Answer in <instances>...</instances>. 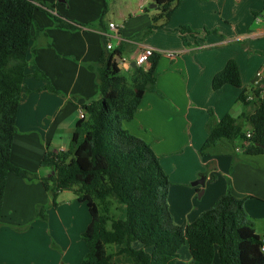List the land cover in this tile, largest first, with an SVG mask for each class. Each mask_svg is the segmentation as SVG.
I'll return each mask as SVG.
<instances>
[{
    "label": "trees",
    "instance_id": "16d2710c",
    "mask_svg": "<svg viewBox=\"0 0 264 264\" xmlns=\"http://www.w3.org/2000/svg\"><path fill=\"white\" fill-rule=\"evenodd\" d=\"M35 1L0 0V226L7 176L11 173L27 181H41L49 202L36 204L35 213L40 220L47 219L48 206H57L61 191L71 190L75 200L85 204L90 220L80 235L86 246L80 264H119L112 260L108 246H116V254L129 256L130 264H176L184 244L191 256L190 264H212L215 253L218 264H264L263 241L245 213V198L236 197L229 190L193 221L173 222L167 203L170 182L158 157L148 143L123 127L124 121L133 118L145 91L162 95L155 76L159 53L155 51L149 57L148 67L136 65L129 78L112 73L108 68L111 51L106 48L108 38L102 23L106 1L99 19L101 52L97 61L84 64L95 73L98 95L78 105L85 117L76 119L69 146L43 153L40 167L50 170L47 176L11 162L17 112L24 79L29 75L27 68L32 67L31 75L43 81V88L56 92L34 62L36 46H30L41 34L44 45L50 46L42 28L35 27L32 34L34 10L41 9ZM180 1L165 0L157 6L151 24L131 40L138 41L143 34L162 27L156 22L168 21ZM60 3L67 5V0ZM44 11L56 28L77 31L87 25ZM178 32L184 43L185 33L195 34L185 25ZM126 44L120 41L118 50L122 51ZM224 85L241 86L233 59L212 77L214 91ZM250 92L255 109L249 115L225 114L216 119L209 112L207 137L199 149L201 156H207L221 142L230 147L234 162L235 150L247 155L264 154V80L262 86L253 87ZM247 97L246 90H242L238 100L247 104ZM114 202L123 206L124 217L115 214Z\"/></svg>",
    "mask_w": 264,
    "mask_h": 264
},
{
    "label": "crops",
    "instance_id": "0c3cea01",
    "mask_svg": "<svg viewBox=\"0 0 264 264\" xmlns=\"http://www.w3.org/2000/svg\"><path fill=\"white\" fill-rule=\"evenodd\" d=\"M164 1L135 0L137 9L134 13L138 15L143 11L145 16L142 26L151 24L152 16H149L150 11H146V5L155 7L157 14V6ZM243 1L181 0L170 19L163 22V25L158 23L162 25L163 29L160 30L163 31L177 32L180 26L185 25L195 34L185 33L184 43L177 32V38H174V43L171 44L174 54L168 58L159 54L155 76L156 87L162 95L145 91L133 118L124 121L123 127L148 143L162 166V161L170 156L175 157L173 166L177 165V157L189 152V158L193 159L194 163L187 167L179 162L187 168L183 172L177 167V172L182 173H179L178 181L183 185L204 176L203 185H192L193 181L191 182L199 197L207 191L212 192L210 183L215 180V174L220 172L222 175L229 174L236 197L247 195L257 199L254 200V206L250 205V210H264V173L260 170L257 176L253 174L254 180H248L246 173L242 174L243 169L238 170L236 166L240 163L237 153L241 151L235 150L237 161L228 173L222 170L230 163L232 152L225 142L219 143L207 156L199 154V149L207 137L209 112L211 111L216 119L225 114L233 117L251 114L255 103L250 99L247 104H243L238 100V96L242 90H246L247 95L251 97V88L263 84V80L256 78V72L262 68L264 60V10L257 14L264 0H247L243 4L242 7L246 8L244 10L247 11L248 7L251 11L254 10L251 18L245 17L246 21L235 15V10L240 9ZM35 3L41 9L34 10L32 34L35 33V27L42 28L49 38L50 46L44 45L43 34L31 42L30 46H36L34 62L48 76L56 92L43 88V81L31 76L32 67L27 68V77L30 78L28 82L24 79L22 95H25V100L22 104L21 95L10 159L16 166L35 172L39 176H47L50 170L40 167L43 153L47 149L59 151L69 146L78 118V105L88 103L98 95L95 73L86 69L84 64L97 61L102 49V30L99 26L96 29L93 27L97 31L95 34L89 31L88 25L77 31L56 28L44 10L61 14L57 6L66 5L58 0H36ZM134 13L129 10L124 14L113 13L112 19L103 23V31L110 34L108 42L112 45L108 68L117 75H122L118 72V64L127 71L130 69L129 77L132 75L131 62L142 47H152L159 51L154 47L156 44L153 41L131 40L133 36L125 35L113 19H131ZM105 14L106 12L103 17ZM110 22L116 25V31L109 30ZM114 38L119 42L128 43L122 51L117 48L119 43L113 44ZM256 57L258 64L254 63ZM229 59L237 63L241 86L224 85L214 91L211 87L212 77ZM125 63H129L128 68ZM161 72L163 79L159 76ZM261 97L264 103V96ZM237 143L235 142V145ZM206 167L210 171L203 170ZM11 175L9 173L7 176L2 206L0 264H70V253L75 254L76 251H63L60 248L59 257L51 253L49 235L45 233V222L36 217V204L48 200V194L41 181H27ZM183 190L190 194L193 201L191 190L186 187ZM7 194L12 202L10 212L6 214L3 207ZM220 194L221 192L213 195L202 210L208 208ZM244 209H248L245 200ZM88 222L87 220L85 227ZM254 225L264 244L263 231L257 223ZM80 261L81 259L79 264Z\"/></svg>",
    "mask_w": 264,
    "mask_h": 264
},
{
    "label": "rangeland",
    "instance_id": "374dc122",
    "mask_svg": "<svg viewBox=\"0 0 264 264\" xmlns=\"http://www.w3.org/2000/svg\"><path fill=\"white\" fill-rule=\"evenodd\" d=\"M105 1L107 3L106 5V14L105 17L102 18V23H107L109 19H112L113 13H125L127 10H129L131 13H134L137 9V4L135 0H67V5L62 6L58 5V9L61 11V15L79 22L82 25H88L90 28L89 31L95 32L97 34V31L95 30L99 26V19L101 17V13L103 9L105 8ZM247 0H244L243 3H241V7L238 10H235V15L239 17L240 19L245 20V17L251 18V16L254 15V10L251 11V8H247V11L244 10L246 8H243V4H245ZM237 5H235L236 8ZM257 14L262 13L264 10V3L262 4L261 8H258ZM146 11H150L149 16H153L155 14L156 8L150 7L149 5H146ZM143 12V11H142ZM140 12L138 15L135 13L132 14L131 19L129 17H121V18H113L115 19V22L118 24L119 28H122L125 35H131L130 37L134 36L135 34L140 33L145 29L144 26H142L143 21L145 19V16ZM246 21V20H245ZM163 22H165L164 19H160L156 22V25H160ZM160 23V24H158ZM163 25V24H162ZM93 27L95 29H93ZM143 27V28H142ZM163 29L155 28L151 32L147 34H143L139 39H142L145 42H154L156 45L155 48L159 49L158 53L162 54L164 58H168L169 51H173L171 44L174 43V38H177V32L176 31H163L160 30ZM112 42L114 45H117L119 43V40L114 38L112 39ZM255 64H258V58H255L254 61ZM119 69V73L124 75L126 78H129L130 69L129 71L125 70L121 64L117 65ZM113 70V68H112ZM28 76V75H27ZM25 77L28 82V78ZM32 76V75H31ZM160 78L162 77V72L159 74ZM97 96H95L96 99ZM25 95H22V104H24ZM247 127L245 126V129ZM189 152H185L183 156L177 157L178 163L177 165L173 166L174 158L175 157H168V159H164L162 161L163 166L161 165L163 171L166 173L170 185L168 187V197H167V203L169 210L173 216V222L174 223H184V222H191L193 221L201 212H203L204 207L209 203L210 199L213 195H218V193L221 192L220 195L226 193L227 190L230 191L231 194L234 193L233 184L230 181L229 174H221L220 172L215 174V180L210 183L212 192L207 191L205 195L199 197V194L195 192V186L193 187L191 185V181H188L186 183H180L178 181V178L180 176V172H177V167L181 168V170H184L192 166L194 163L193 159L189 158ZM237 157L239 159L238 164H236L238 170H242V174L246 173L247 179L254 180V176H257L259 174L260 170L262 173H264V155H257V156H250L247 154H243L242 152L237 153ZM237 161V160H236ZM236 161L234 162L233 157L230 159V163L225 165L222 171L226 170V173H228L231 168L235 165ZM181 165H185L187 167H183ZM255 169V170H254ZM205 171H210L209 168L203 169ZM180 173V174H179ZM11 174V173H10ZM15 176V175H11ZM213 177V176H212ZM248 186V184H247ZM186 187L189 190H191V196L193 198V201L190 199V194H186L183 190V188ZM59 196H57V206L47 207V219L44 221L45 225V233H48L49 239H50V250L51 253L54 255H57L58 257L61 255L60 248L65 251H71L72 249L75 250V254L70 253V257H72L69 261H71L70 264H79V260L82 259L86 253V246L84 242L82 241L80 235L81 232L85 229V224L87 223V220L89 221V214L87 211V208L84 203H79L75 200L74 195L72 191L65 190L59 192ZM45 195V194H44ZM234 195V194H233ZM237 195V194H236ZM242 198H245L247 210H245V213L252 222L257 223V226L259 225V228L264 233V210H250V205L254 206L253 204H256L257 200L255 198H252L251 196L242 195ZM217 199V198H216ZM216 200L212 202L210 206H208L209 209L214 205ZM12 200L10 199V196L7 194L6 201L4 203L3 210L7 214L10 212L9 208L11 206ZM49 202V197L46 202L43 204H46ZM112 209L114 210L116 215H119L120 217H124V209L122 205L117 204L116 202L113 203ZM201 209V210H197ZM120 210V213H119ZM260 217V218H257ZM263 217V218H262ZM257 231V229H256ZM258 232V231H257ZM58 246H55V245ZM138 247V244L136 243V246ZM108 251L112 253V260L119 264H130L131 258L127 255L123 254H116L117 247L116 246H108ZM67 262V259L65 260ZM191 262V256L188 251V247L186 244L182 245L178 251V258L176 259V264H190ZM212 264H218V255L217 253L214 254L213 263Z\"/></svg>",
    "mask_w": 264,
    "mask_h": 264
},
{
    "label": "built area",
    "instance_id": "2783aa9c",
    "mask_svg": "<svg viewBox=\"0 0 264 264\" xmlns=\"http://www.w3.org/2000/svg\"><path fill=\"white\" fill-rule=\"evenodd\" d=\"M108 28L110 31H116L117 27L114 23L110 22L108 24ZM104 35L108 38L110 37V34L108 33H104ZM111 43L107 42L106 44V48L111 50ZM153 52H155V49H153L152 47H142L138 53L135 55L134 57V61L136 65H141V66H145V65H149V57L153 54ZM169 55H173L174 52L169 51L168 52ZM126 66V68L129 67V63H125L124 64ZM256 78L258 80H264V60H263V65L262 68H260L259 70H257L256 72ZM252 97L248 96L246 99L250 100ZM85 117V112L83 109L78 108V118H84ZM247 136H249V132L246 133ZM261 250L264 251V244L261 246Z\"/></svg>",
    "mask_w": 264,
    "mask_h": 264
},
{
    "label": "water",
    "instance_id": "95a60500",
    "mask_svg": "<svg viewBox=\"0 0 264 264\" xmlns=\"http://www.w3.org/2000/svg\"><path fill=\"white\" fill-rule=\"evenodd\" d=\"M58 1H59V2H63L64 0H58ZM131 66H132L133 68L136 67V64H135V61H134V60H132V62H131ZM263 150H264V147H263ZM204 181H205L204 176H201L200 178L194 180V181L192 182V185H197V184H201V185H203V184H204Z\"/></svg>",
    "mask_w": 264,
    "mask_h": 264
}]
</instances>
